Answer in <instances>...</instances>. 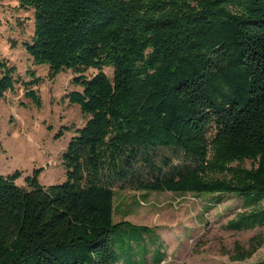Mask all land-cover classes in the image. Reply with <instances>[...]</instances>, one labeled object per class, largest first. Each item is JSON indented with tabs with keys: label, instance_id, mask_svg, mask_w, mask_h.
<instances>
[{
	"label": "trees",
	"instance_id": "obj_1",
	"mask_svg": "<svg viewBox=\"0 0 264 264\" xmlns=\"http://www.w3.org/2000/svg\"><path fill=\"white\" fill-rule=\"evenodd\" d=\"M18 1L33 10L25 51L52 75L72 70L82 90L66 97L90 116L61 154L63 182L42 185L41 167L26 186L19 170L0 173V264H138V250L114 249L130 224L114 220L116 187L234 194L262 205L227 227L264 225V0ZM14 73L0 58V100ZM37 82L24 89L39 105ZM130 226L129 243L155 228ZM262 244L259 234L235 243L233 259Z\"/></svg>",
	"mask_w": 264,
	"mask_h": 264
},
{
	"label": "rangeland",
	"instance_id": "obj_2",
	"mask_svg": "<svg viewBox=\"0 0 264 264\" xmlns=\"http://www.w3.org/2000/svg\"><path fill=\"white\" fill-rule=\"evenodd\" d=\"M32 34L33 10L20 7L18 0H0V58L15 67L17 79L14 90L7 91L0 100V173L19 170L21 175L15 182L26 186V176L41 167L38 179L47 187L65 180L61 154L90 115L66 97L69 91L82 90L80 84L72 82L76 75L72 70L52 75L48 64L32 62L23 47ZM102 70L112 77L111 65ZM96 72L97 69L88 68L83 75L89 79ZM34 77H38V82L31 88L40 99L39 105L25 96L24 82ZM243 164L252 165L250 161ZM261 205L262 202L245 206L242 197L227 193L175 194L116 187L114 220H127L130 224L112 235L114 249L138 250V264H144L143 254L148 247L151 254L147 262L154 264L160 252L175 240L161 264H264V244L248 258L233 259L235 243L247 248L252 236L264 237V225L242 230L227 227L238 213ZM131 224L155 228L146 234L145 241L134 239L129 243L128 234L137 232Z\"/></svg>",
	"mask_w": 264,
	"mask_h": 264
},
{
	"label": "crops",
	"instance_id": "obj_3",
	"mask_svg": "<svg viewBox=\"0 0 264 264\" xmlns=\"http://www.w3.org/2000/svg\"><path fill=\"white\" fill-rule=\"evenodd\" d=\"M143 192V191H142ZM164 192H169V191H164ZM170 193H175V192H170ZM188 193H191V192H188ZM175 194H178V193H175ZM179 194H184V193H179ZM119 221V220H118ZM137 225H145V224H137ZM146 226H148V227H150L149 225H146ZM175 240H173V242L171 241L170 242V246L169 245H167V250H166V255L168 256V254H169V252L171 251V248L175 245ZM146 253V252H145ZM144 256L145 257H148L149 256V252L148 253H146V254H144ZM135 257H137L138 258V256H135ZM163 262V261H162ZM117 264H126V263H124V261L123 260H120Z\"/></svg>",
	"mask_w": 264,
	"mask_h": 264
}]
</instances>
